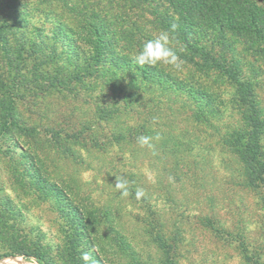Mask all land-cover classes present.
Returning a JSON list of instances; mask_svg holds the SVG:
<instances>
[{"label": "rangeland", "instance_id": "rangeland-1", "mask_svg": "<svg viewBox=\"0 0 264 264\" xmlns=\"http://www.w3.org/2000/svg\"><path fill=\"white\" fill-rule=\"evenodd\" d=\"M155 8L128 0H0V264L4 258L31 263L11 255L18 249L11 238L45 264H84L83 252L91 255L89 264H264V183L245 185L236 154L220 138L249 131L247 108L232 83L180 58L178 67L156 65L153 77H174L185 90L155 93L156 116L175 110L167 97L185 99L186 91L211 106L205 109L210 124L191 129L177 120L180 130L194 132L183 138L189 144L179 149L177 172L169 154L155 158L154 148L133 142L115 147L116 123L97 119L105 104L120 102L114 88L147 91L140 65L126 57L161 31L154 10H166ZM95 31L105 45L98 59ZM169 46L174 49L171 40ZM244 55L240 63L257 99L264 155V53ZM121 175L129 181L126 198L113 187ZM137 188L145 192L140 200ZM153 214L170 247L167 256L149 234L156 230ZM204 217L214 223L207 226ZM110 220L130 250L119 247Z\"/></svg>", "mask_w": 264, "mask_h": 264}, {"label": "trees", "instance_id": "trees-1", "mask_svg": "<svg viewBox=\"0 0 264 264\" xmlns=\"http://www.w3.org/2000/svg\"><path fill=\"white\" fill-rule=\"evenodd\" d=\"M128 1L134 6L146 3L147 5L153 4L156 8H164L166 10L164 13L154 10V16L161 30L169 32L170 40L174 44L173 50L177 57L192 64L199 73L220 74L226 81L235 86L241 106L247 108L248 115L245 117V125L249 131L226 132L220 138L227 148L236 154L241 164L245 185L252 189L260 187L264 183V155L260 149L262 127L253 84L243 76V65L240 61L243 53L250 56L263 55L264 53V0ZM95 36L98 38L95 45L98 59L104 53L105 45L97 31H95ZM238 43L243 46V53L236 51L235 45ZM134 56L132 53L126 59L132 60ZM121 58H124L123 55L120 56ZM140 68L143 72V78H146L144 79L146 84L148 83L146 85L147 91L125 93L123 89L114 88L121 94L120 102H114V106H109V103L105 104L102 109H99L97 119L102 123L113 121L116 123V128L111 133L113 140L111 144L117 148L131 142L138 145L136 140L141 135L154 137L152 140L154 157L171 155L173 160L169 159L173 164V171L177 172L179 171V162L182 160L179 149L184 142L186 145L189 144L187 141H183V138L187 136L192 138L194 136V132L191 130L193 127L198 126V124H210L213 120L212 116L208 115V110H205L210 106V101L205 102V106H202L203 102L200 101L201 95L199 93H187L186 91L187 97L185 99L176 95H173L174 98H165L172 105L177 103V107L175 110L171 109L170 113L165 116H156L155 113L158 111H152L151 104L155 101L152 97L155 96V93L162 96L161 93H164L166 88L182 92L185 90L181 86L182 82L174 77L165 74L158 75L157 78L153 77L159 72L156 66L145 65L140 66ZM132 76H130V83H138L137 76L134 74ZM159 102L161 101H157L156 104ZM181 118L185 123H189L187 125H191L192 128H188L186 131L180 130L177 127L179 124L177 120ZM173 127H177V131ZM157 136L159 139H155ZM78 217L84 228L91 230L86 216L79 213ZM202 222L207 226L214 223L211 218L207 217H204ZM153 223L156 230L152 233L149 229V234H152V238L154 236L159 248L163 249L167 256L170 247L163 241L162 226L156 214H153ZM110 224L109 230L118 240L119 247L123 251L130 250V243L127 242L124 233L121 232L122 230H115L112 227V220H110ZM10 241L11 246L18 248L11 254L12 256L20 255L24 260L35 257L45 264L43 258L31 249L20 247L14 238H11ZM92 251L93 255L97 257L96 251ZM250 260L253 259L250 257ZM167 261L169 262L168 257ZM99 264H105V262L99 259ZM254 264H258V262L255 261Z\"/></svg>", "mask_w": 264, "mask_h": 264}, {"label": "clouds", "instance_id": "clouds-1", "mask_svg": "<svg viewBox=\"0 0 264 264\" xmlns=\"http://www.w3.org/2000/svg\"><path fill=\"white\" fill-rule=\"evenodd\" d=\"M170 45V35L168 31L161 30L158 35L153 39L144 42L140 51H138L134 56V61L140 66H156L158 64L163 65H174L178 67L177 61L178 57L175 51ZM154 137L141 135L137 137V144L141 147H147L149 149L154 148L152 140ZM159 139V137H155ZM121 197H129V181L124 176L115 177L114 186ZM145 195V192L141 188H137L135 191V198L140 200ZM26 260L31 261V264H39V261L35 257L26 258ZM81 260L84 264H89L92 260L91 255L88 252H83L81 254Z\"/></svg>", "mask_w": 264, "mask_h": 264}, {"label": "bare ground", "instance_id": "bare-ground-1", "mask_svg": "<svg viewBox=\"0 0 264 264\" xmlns=\"http://www.w3.org/2000/svg\"><path fill=\"white\" fill-rule=\"evenodd\" d=\"M2 264H31L29 262H24L20 259H10V258H7V259H3V261L1 262Z\"/></svg>", "mask_w": 264, "mask_h": 264}]
</instances>
